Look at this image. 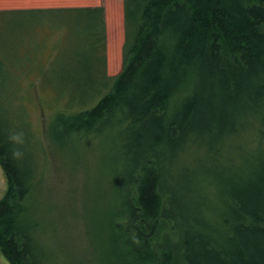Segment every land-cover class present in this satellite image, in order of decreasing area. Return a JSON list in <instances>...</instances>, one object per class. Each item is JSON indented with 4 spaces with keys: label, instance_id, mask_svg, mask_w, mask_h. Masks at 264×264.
Wrapping results in <instances>:
<instances>
[{
    "label": "trees",
    "instance_id": "trees-1",
    "mask_svg": "<svg viewBox=\"0 0 264 264\" xmlns=\"http://www.w3.org/2000/svg\"><path fill=\"white\" fill-rule=\"evenodd\" d=\"M124 26L111 75L104 6L0 10L2 253L59 264L30 212L37 139L7 98L58 86L63 102L83 90L53 114L58 144L108 130L124 141L105 264H264V0H124Z\"/></svg>",
    "mask_w": 264,
    "mask_h": 264
},
{
    "label": "rangeland",
    "instance_id": "rangeland-1",
    "mask_svg": "<svg viewBox=\"0 0 264 264\" xmlns=\"http://www.w3.org/2000/svg\"><path fill=\"white\" fill-rule=\"evenodd\" d=\"M40 5L104 6L107 71L111 75L121 71L124 0H0V10ZM82 91H72V95L78 97ZM64 92L58 86H23L8 91L10 108L21 118L25 113L37 139L41 184L31 196L30 212L39 221L42 242L59 264H105L114 259L108 235L122 206L124 141L118 132L108 130L95 137H70L64 145L58 144L50 123L58 110L72 109L68 103L72 95L63 102L67 97ZM8 188L0 163V199ZM0 264H10L1 249Z\"/></svg>",
    "mask_w": 264,
    "mask_h": 264
},
{
    "label": "clouds",
    "instance_id": "clouds-1",
    "mask_svg": "<svg viewBox=\"0 0 264 264\" xmlns=\"http://www.w3.org/2000/svg\"><path fill=\"white\" fill-rule=\"evenodd\" d=\"M10 139L14 142V143H17V144H22L24 141H23V133L22 132H17V133H13L11 134L10 136ZM13 155L15 156H20L21 155V152L19 149H14L13 151Z\"/></svg>",
    "mask_w": 264,
    "mask_h": 264
},
{
    "label": "crops",
    "instance_id": "crops-1",
    "mask_svg": "<svg viewBox=\"0 0 264 264\" xmlns=\"http://www.w3.org/2000/svg\"><path fill=\"white\" fill-rule=\"evenodd\" d=\"M30 7H41V5L40 6H30ZM46 7H50V6H46ZM19 8H22V7H19ZM41 8H43V7H41Z\"/></svg>",
    "mask_w": 264,
    "mask_h": 264
}]
</instances>
